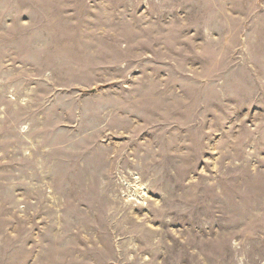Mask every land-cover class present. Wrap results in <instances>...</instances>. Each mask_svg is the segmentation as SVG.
Returning <instances> with one entry per match:
<instances>
[{
	"label": "rangeland",
	"instance_id": "rangeland-1",
	"mask_svg": "<svg viewBox=\"0 0 264 264\" xmlns=\"http://www.w3.org/2000/svg\"><path fill=\"white\" fill-rule=\"evenodd\" d=\"M0 264H264V0H0Z\"/></svg>",
	"mask_w": 264,
	"mask_h": 264
}]
</instances>
